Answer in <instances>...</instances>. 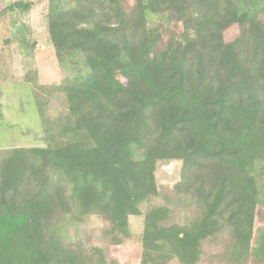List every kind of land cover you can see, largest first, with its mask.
Wrapping results in <instances>:
<instances>
[{
	"label": "trees",
	"instance_id": "trees-1",
	"mask_svg": "<svg viewBox=\"0 0 264 264\" xmlns=\"http://www.w3.org/2000/svg\"><path fill=\"white\" fill-rule=\"evenodd\" d=\"M46 16L55 59L72 73L53 85L66 113L49 120L37 98L46 145L0 160V264H106L101 248L63 241L57 224L75 204L109 221L114 244L129 239L128 219L158 194L157 164L168 160L181 161L173 191L197 213L165 225L168 208H150L140 264H197L201 242L222 230L224 264H264L252 175L264 163V0H47ZM10 26L34 46L20 19Z\"/></svg>",
	"mask_w": 264,
	"mask_h": 264
},
{
	"label": "rangeland",
	"instance_id": "rangeland-1",
	"mask_svg": "<svg viewBox=\"0 0 264 264\" xmlns=\"http://www.w3.org/2000/svg\"><path fill=\"white\" fill-rule=\"evenodd\" d=\"M15 0H0V160L14 147L45 146L42 138L46 124L38 116L37 98L47 99L46 117L49 120L61 119L66 113L63 95L57 92L56 85L71 76L67 67L55 59L47 30V0L32 1L31 10L9 12L5 7ZM131 1V0H128ZM4 10L6 12H4ZM21 20L28 28L32 48L12 38V20ZM149 24L156 26V16L149 17ZM2 56H6L1 59ZM134 159L141 158V152L131 148ZM263 161H256L252 170L257 184V205L254 221V234L257 236L264 227V173ZM181 161H159L155 177L158 194L149 196L139 203L141 215L129 217L131 237L114 244L110 235L108 220L95 215H81L74 204L70 213L57 224L59 237L70 244L80 245L85 250L99 247L105 254L106 264H140V235L143 229V216L153 207L166 206L169 215L165 225L187 224L197 213L194 200L173 191L179 181ZM53 181L64 187L66 195L71 194L72 185L59 172L52 175ZM72 203V202H71ZM230 237L222 230L213 238L201 242L200 259L197 264H224L229 252ZM169 264H179L172 259Z\"/></svg>",
	"mask_w": 264,
	"mask_h": 264
}]
</instances>
